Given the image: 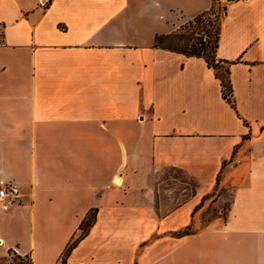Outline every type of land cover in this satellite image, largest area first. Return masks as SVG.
<instances>
[{"label": "crops", "instance_id": "obj_1", "mask_svg": "<svg viewBox=\"0 0 264 264\" xmlns=\"http://www.w3.org/2000/svg\"><path fill=\"white\" fill-rule=\"evenodd\" d=\"M41 1L0 0V185L21 192L0 254L59 264L96 210L69 264H264V0H219L228 96L204 56L155 45L213 0ZM165 168L199 186L161 210ZM222 176L226 216L196 224Z\"/></svg>", "mask_w": 264, "mask_h": 264}, {"label": "rangeland", "instance_id": "obj_2", "mask_svg": "<svg viewBox=\"0 0 264 264\" xmlns=\"http://www.w3.org/2000/svg\"><path fill=\"white\" fill-rule=\"evenodd\" d=\"M44 1L45 0H43V2ZM224 12L225 9L223 4L219 0H213V6L209 10V14L206 16L204 22L191 25L189 21H185L179 26L177 32L179 35H184L179 45L184 46L188 43L189 48H192V42L196 41L195 47H201L200 41L202 40L206 44V47L208 45V53L216 43L221 18ZM177 39L178 38L175 40L167 38L165 39V43L170 45L173 40L177 42ZM223 182L222 176L221 179H218L213 190L210 191L212 197H206L199 205V209L196 212L198 215L196 224L206 226L213 220L226 216L228 207L230 206V197H215L216 195L220 196L222 192H227L221 189V184ZM198 186V180L179 169L165 168L159 171L156 175L157 207L161 210H167L171 209L173 206L183 204L185 200L191 198ZM82 233L83 231L80 230L76 238ZM0 264H32V259L28 255L23 256L19 254L15 249H6L4 254H0ZM59 264H69L64 255L60 259Z\"/></svg>", "mask_w": 264, "mask_h": 264}, {"label": "trees", "instance_id": "obj_3", "mask_svg": "<svg viewBox=\"0 0 264 264\" xmlns=\"http://www.w3.org/2000/svg\"><path fill=\"white\" fill-rule=\"evenodd\" d=\"M212 8V7H211ZM210 10V9H209ZM209 10L204 11L197 16H195L193 19L189 20V23L191 25L194 24H201L206 20V16L209 14ZM184 35H179L177 31L171 33V34H158L155 39V45L161 46L165 48H169L178 52H182L188 56H204L206 60L208 61L209 66L213 67L215 69L216 77L221 80V84L223 86V90L225 95H231L232 92V83L230 79V68L229 65L226 62L217 61L216 58V51L219 44V37H220V28L218 32V36L216 38V43L212 49L207 53L208 45L206 47V44L201 40L200 44L201 47H195L196 41L192 42V48H189V44H185L184 46L179 45L181 40L183 39ZM177 39L176 41H172L170 45H167L165 43V39ZM230 100V98H229ZM231 101V100H230ZM96 218V210H93L87 214L83 222L81 223L80 229L83 231V233L76 239H74L69 247L65 251V256L68 255L71 250L77 245L79 240L88 232L90 227L93 225ZM181 234H188L189 228H186L185 230L180 232Z\"/></svg>", "mask_w": 264, "mask_h": 264}, {"label": "built area", "instance_id": "obj_4", "mask_svg": "<svg viewBox=\"0 0 264 264\" xmlns=\"http://www.w3.org/2000/svg\"><path fill=\"white\" fill-rule=\"evenodd\" d=\"M51 0H43L41 4L46 6ZM21 198L19 185L14 182H7L0 185V206L4 211H8L12 205Z\"/></svg>", "mask_w": 264, "mask_h": 264}, {"label": "water", "instance_id": "obj_5", "mask_svg": "<svg viewBox=\"0 0 264 264\" xmlns=\"http://www.w3.org/2000/svg\"><path fill=\"white\" fill-rule=\"evenodd\" d=\"M228 1L230 2V1H232V0H228ZM226 10H227V9H226V7H225V11H226ZM118 180H119V178H118Z\"/></svg>", "mask_w": 264, "mask_h": 264}]
</instances>
